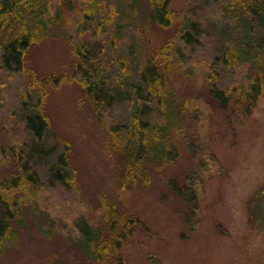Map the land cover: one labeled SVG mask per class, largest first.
Listing matches in <instances>:
<instances>
[{"label":"trees","instance_id":"obj_1","mask_svg":"<svg viewBox=\"0 0 264 264\" xmlns=\"http://www.w3.org/2000/svg\"><path fill=\"white\" fill-rule=\"evenodd\" d=\"M182 2L179 44L159 47L140 65L136 50L128 45L123 50L132 51L124 58L118 46L129 16L125 5L134 7L139 0H0V121L7 136L0 162L12 160L16 166L0 179V256L17 242L26 211L41 216L43 233L70 240L95 263L121 264L109 256L120 242V230L137 222L133 214L117 215L107 206L98 209V224L92 223L80 203L62 195L73 188V173L66 149L54 139L49 143L35 83H20L9 92L12 80L23 73L29 46L57 31L72 40L78 61L71 76L105 124L110 147L123 159L121 187L148 182L154 165L162 170L174 164L183 143L193 166L182 182L172 177L168 185L189 215L196 213L217 168L212 148L201 140L200 122L215 108L246 116L264 93V0ZM149 3L151 21L172 23L169 0ZM180 76L194 87L183 99L169 81ZM6 102L11 107L3 115Z\"/></svg>","mask_w":264,"mask_h":264},{"label":"rangeland","instance_id":"obj_2","mask_svg":"<svg viewBox=\"0 0 264 264\" xmlns=\"http://www.w3.org/2000/svg\"><path fill=\"white\" fill-rule=\"evenodd\" d=\"M169 8L172 23L162 26L150 20L149 0L125 5L129 16L125 36L118 41L123 57H129L132 50L123 49L130 45L143 65L159 47L179 44L182 0H169ZM77 61L72 40L57 31L29 46L23 73L12 80L9 92L20 83H35L51 132L49 143L54 139L66 149L73 173V188L62 195L80 203L95 224L98 209L107 206L115 207L117 215L122 211L137 217L130 229L120 230V242L109 257L121 264H264V93L246 116L215 108L200 122L201 140L212 148L217 168L204 185L196 213L189 215L168 185L172 177L182 182L193 166L183 143H178L181 156L174 164L162 170L154 165L148 182L121 187L123 159L110 147L105 124L71 76ZM169 81L182 99L194 92L189 79ZM5 106L3 115L11 103ZM5 133L0 121V147ZM16 134L22 138L19 127ZM15 170L12 160L0 162V179ZM41 221L39 214L26 211L19 238L0 256V264H108L93 262L55 232L43 233Z\"/></svg>","mask_w":264,"mask_h":264}]
</instances>
